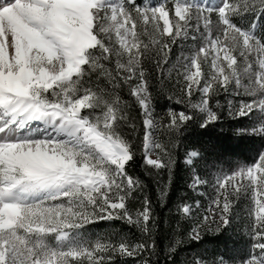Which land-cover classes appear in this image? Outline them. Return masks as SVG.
<instances>
[{
    "label": "snow or ice",
    "instance_id": "snow-or-ice-1",
    "mask_svg": "<svg viewBox=\"0 0 264 264\" xmlns=\"http://www.w3.org/2000/svg\"><path fill=\"white\" fill-rule=\"evenodd\" d=\"M0 264H264V0H0Z\"/></svg>",
    "mask_w": 264,
    "mask_h": 264
}]
</instances>
